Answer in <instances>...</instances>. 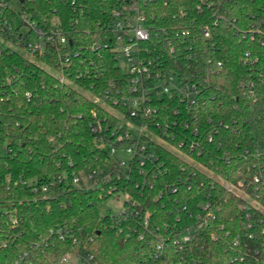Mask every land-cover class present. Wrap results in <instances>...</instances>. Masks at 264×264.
I'll list each match as a JSON object with an SVG mask.
<instances>
[{
    "label": "trees",
    "instance_id": "16d2710c",
    "mask_svg": "<svg viewBox=\"0 0 264 264\" xmlns=\"http://www.w3.org/2000/svg\"><path fill=\"white\" fill-rule=\"evenodd\" d=\"M131 1L146 3L153 14L150 23L157 29L190 30L189 37L174 42L186 52L190 73L200 72L207 79L202 106L187 112L176 105L177 116L170 105L158 119L163 123L175 119L181 126L189 121L200 137L212 136L211 142L202 139V156L192 155L202 168L183 165L178 155L161 150L164 172L153 180L151 190L144 189L139 197V189L133 187L139 181L135 171L127 181H119L139 201L136 209L141 215H148L152 235L142 242L130 233L117 234L108 216L99 214L96 189L70 184L71 172L111 168L89 131L91 113H107L89 94L101 96L107 81L121 74L107 48L96 53L88 46L95 35L96 40L108 41L103 28L111 11ZM20 15L44 29L59 25L71 41L67 48L82 54L68 69L56 67L51 48L24 57L9 47L22 27L15 25ZM262 16L264 0L0 2V24L12 27L0 35V264H14L22 252L30 264H64L63 257L76 251L92 254V264H264V154L254 156L256 149L264 151V45L257 38L241 39L236 32L247 30L254 18ZM200 28L208 31V38L201 37ZM86 68L89 75L84 74ZM49 70L63 72L65 80L60 82ZM62 172L68 175L67 184L55 187V197L47 189L34 200L31 188L20 184L34 180L37 186L46 185ZM258 175L260 181L252 182ZM185 178L189 190L183 185ZM164 185H176L178 190L170 193ZM205 202H210L214 219L178 248L174 239L195 223ZM59 228L67 231L64 241L49 233Z\"/></svg>",
    "mask_w": 264,
    "mask_h": 264
},
{
    "label": "built area",
    "instance_id": "2783aa9c",
    "mask_svg": "<svg viewBox=\"0 0 264 264\" xmlns=\"http://www.w3.org/2000/svg\"><path fill=\"white\" fill-rule=\"evenodd\" d=\"M2 1L5 0H0ZM196 10L200 12L202 6L197 4ZM152 18L153 14L148 10L145 2H121L111 11L110 22L103 28L108 35V41L96 40L95 35V41L88 46L89 51L96 53L102 48H107L114 59L116 70L121 74L117 79L107 81L106 89L101 92V96L89 94L93 102L98 103L107 113V116H98L96 112H92L89 131L95 136L97 148L107 155L106 161L111 168L110 170L77 171L70 174L72 186L86 191L96 189L101 201L108 197L122 196L120 213L106 215L117 234L130 233L141 242L152 235L148 215L147 213L144 216L141 215L136 209L140 205L139 201L126 189L121 188L119 181H127L130 172L135 171L139 176V181H136L133 187L139 189V197H141V192L144 189L151 190L153 180L164 172L161 170L163 161L160 159L159 151L167 150L178 155L183 165L202 168V164L192 155L202 156V139L206 142L212 141L211 135L200 137L198 130L189 126V121L181 126L175 119L169 123H163L158 119L163 116V111L170 105L174 107L173 115L177 116L180 114V109L175 108L176 105L186 109L187 112H192L202 106L205 101L204 90L207 79L200 72L190 73V66L183 55L186 52L180 44L174 42L176 38L189 37L190 30H179L175 27L169 30L157 29L150 23ZM16 24L28 27V32L22 33L21 27L15 35V46L10 43L9 47L17 50L24 57L30 58L34 53H41L45 48H51L55 53L56 67L68 69L82 54L80 49L67 48V44L71 45L68 33L55 23H51L49 28L44 29L29 20L27 16L20 15L16 19ZM11 28L9 24L3 22L0 24V35L5 32L10 33ZM30 32L35 36L33 42H28ZM236 32L241 39L253 41L257 38L259 44L264 45V16L254 18L247 30ZM200 35L203 39L209 37L205 28H200ZM153 37L156 39L154 42H152ZM119 59L124 61L122 66L117 65ZM245 60L248 64H252L248 59V54ZM52 72L54 74H51L60 82L65 80L63 72ZM84 74L89 75L87 68ZM85 75L80 74L78 77ZM68 83H71L70 80ZM252 87L250 83L247 88L251 98L253 97ZM25 96L29 97L28 94ZM195 119L196 116L193 117V120ZM213 134L216 132L213 131ZM262 154L264 151L256 149L254 156L258 158ZM121 156L127 158L122 159ZM69 164L71 165V160ZM260 179V175L254 176L252 182L257 183ZM67 180L68 175L62 172L57 177L50 178L46 185L37 186L34 180L21 181L20 184L30 187L34 200H37L38 195L44 194L47 189H52L50 197H55L58 194L55 187L67 184ZM184 180L183 185L189 190L191 184L187 178ZM215 180L228 187V184L219 177L216 176ZM177 182L180 184L181 180L178 178ZM198 184L202 186V182L199 181ZM242 185L238 182L239 187ZM164 189L175 193L178 186L164 185ZM7 211L3 209L4 213ZM200 212L195 217V223L183 228L174 239L173 243L178 248L191 242L198 231L214 219V211L210 202L201 204ZM11 224L12 226L18 224L16 218H11ZM49 233L54 234L57 240L64 241L67 231L59 228L56 231L50 229ZM211 237L216 239L214 234ZM161 247L162 243L157 249ZM92 259L93 255L89 252L76 251L66 254L62 262L64 264H92ZM26 262H28L26 252L20 253L14 260V264H25Z\"/></svg>",
    "mask_w": 264,
    "mask_h": 264
},
{
    "label": "rangeland",
    "instance_id": "374dc122",
    "mask_svg": "<svg viewBox=\"0 0 264 264\" xmlns=\"http://www.w3.org/2000/svg\"><path fill=\"white\" fill-rule=\"evenodd\" d=\"M19 22V20H17ZM22 33H27L28 32V27L23 26L21 29ZM34 34L33 33H29V38H28V42H33L34 41ZM124 64V61L122 59H119L117 62L118 66H122ZM50 71V70H49ZM52 74H54L52 71H50ZM122 159H126V156H121ZM236 193H239L238 191H236ZM122 202H123V197L119 196L118 198L115 197H108L103 199L102 201L99 202L98 204V212L101 216H104L106 214H110V215H116L118 213H120V211L122 210ZM250 202V201H249ZM251 203V202H250Z\"/></svg>",
    "mask_w": 264,
    "mask_h": 264
}]
</instances>
